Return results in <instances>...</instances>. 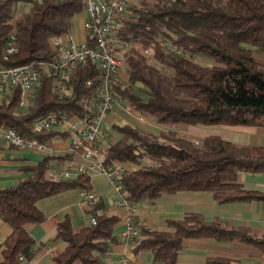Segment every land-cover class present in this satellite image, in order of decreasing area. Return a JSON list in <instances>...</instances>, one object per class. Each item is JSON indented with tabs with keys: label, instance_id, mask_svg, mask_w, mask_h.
Returning <instances> with one entry per match:
<instances>
[{
	"label": "trees",
	"instance_id": "1",
	"mask_svg": "<svg viewBox=\"0 0 264 264\" xmlns=\"http://www.w3.org/2000/svg\"><path fill=\"white\" fill-rule=\"evenodd\" d=\"M18 1L0 0V66L54 61L49 39L69 31L85 3L23 0L29 2L28 10L13 19ZM11 34L16 52L5 58ZM118 35L128 44L123 56L129 73L127 82L115 85L119 102L127 111L151 116L161 127L155 134L131 122L112 125L118 137L110 138L103 161L136 166L118 179L123 198L135 204L162 194L207 191L216 204L264 202V190L238 181L241 172L264 173L263 145L238 144L218 135L196 142L173 130L179 124L264 127V0H133L128 15L119 20ZM161 40L183 49L191 59L167 51ZM144 48L152 50V57L144 55ZM161 66L173 72H162ZM98 77L97 69L81 62L68 82L72 92L60 95L52 75L45 74L27 107L19 104V89L11 90L0 100V132L13 129L42 143L67 139L70 133L35 122L54 112L88 113L85 102L93 86H86V80ZM44 154L36 164L19 168L23 175L15 184L0 187V219L11 230L0 243V264H21L32 257L35 240L25 225L45 220L39 200L92 189L89 171L67 179L48 175L52 160L71 159L75 152ZM87 212L95 222L79 230L72 229L68 215L57 223L54 239L65 246L52 255L53 264H103L111 247L122 241L114 233L120 216L108 213L101 196ZM202 238L264 251V234L230 219L206 220L196 212L167 219L164 229L140 225L131 249H147L154 262L176 264L184 241ZM205 264L245 263L216 256L207 257Z\"/></svg>",
	"mask_w": 264,
	"mask_h": 264
},
{
	"label": "built area",
	"instance_id": "2",
	"mask_svg": "<svg viewBox=\"0 0 264 264\" xmlns=\"http://www.w3.org/2000/svg\"><path fill=\"white\" fill-rule=\"evenodd\" d=\"M82 1L85 7L80 14V32L76 28H71L49 39V45L56 55L54 61L13 67L0 66V100L10 94L11 90L19 89V104L27 107L33 97L34 89L45 74L52 75L60 95H67L72 92L68 82L79 63L87 62L97 69L98 80L95 82L91 79L86 80V86H93L92 95L85 102L88 113L78 115L54 112L43 120L35 122V125L70 133L71 135L65 140L67 152L78 153L81 157L80 161L74 158L63 161L52 160L54 164L50 172L53 175L67 179L75 178L85 171H96L108 178L115 192L113 207L118 210L124 209L126 213V228L122 240L133 245L134 239L139 236L140 228L136 219L137 209L135 204H130L121 195L118 179L125 170L134 169L136 166L124 161L105 163L102 157L103 150L111 138L110 134L102 129L103 122L109 114L118 109L127 111L120 104L115 90L116 84L125 83L129 79L126 59L123 56L128 44L119 38L118 26L120 18L128 15L133 0ZM159 43L167 51L191 59L183 49L162 40ZM142 51L147 57L153 55L150 48H144ZM15 52L14 35L11 34L6 42L5 58ZM0 134L4 143L20 150H35L43 154L54 151L52 140L42 143L36 137L26 138L13 129L1 131ZM78 193L88 210L98 201V195L92 191L79 190ZM94 222V217L89 215L88 223ZM20 260H23V257H20Z\"/></svg>",
	"mask_w": 264,
	"mask_h": 264
},
{
	"label": "crops",
	"instance_id": "3",
	"mask_svg": "<svg viewBox=\"0 0 264 264\" xmlns=\"http://www.w3.org/2000/svg\"><path fill=\"white\" fill-rule=\"evenodd\" d=\"M81 23L74 27L80 32ZM126 122L134 123L155 134L160 126L151 116H143L134 112L128 113L118 109L108 115L103 122V130L112 125ZM182 135L194 141H201L206 135H218L234 143L253 146H264V127L262 126H220L197 125ZM113 130V128H112ZM187 130V129H186ZM202 134L201 136H199ZM114 136V134H113ZM67 139H53L54 153L67 152ZM2 141V140H1ZM45 154L35 150H20L7 147L0 142V187L10 186L17 182L23 174L19 168L34 165ZM76 159L75 155L73 156ZM81 160V159H80ZM79 160V161H80ZM54 161L50 162L53 165ZM238 181L246 187L264 190V173L250 174L241 172ZM92 193L101 196L108 213H118L120 220L114 233L121 239L125 231L126 213L124 209H116L112 202L114 189L108 178L102 173L91 175ZM79 190H67L41 199L37 207L44 213L45 220L41 223H28L26 231L34 238L33 255L21 264H53L52 255L65 246L62 240L54 239L57 223L68 215L73 230H79L88 223V207L80 198ZM138 225H147L151 229L166 228L167 219H178L187 212L200 213L206 220L214 218L230 219L235 225L247 226L264 234V202H234L216 204L212 194L207 191H179L173 194H162L154 200H143L135 203ZM9 226L0 219V243L10 234ZM123 241V240H122ZM113 245L106 254L103 264H161L152 260L150 250L132 251V243L122 242ZM226 257L240 260L245 264H264V251L247 244L237 242H216L209 239H187L179 252L176 264H205L207 257ZM1 261V254H0Z\"/></svg>",
	"mask_w": 264,
	"mask_h": 264
},
{
	"label": "rangeland",
	"instance_id": "4",
	"mask_svg": "<svg viewBox=\"0 0 264 264\" xmlns=\"http://www.w3.org/2000/svg\"><path fill=\"white\" fill-rule=\"evenodd\" d=\"M28 6H29V2H27V1L24 2L23 0H19L18 3H17L16 9L13 12V19H15L16 16H19L22 12L27 11L28 10ZM80 23H81L80 15H76L75 18H74V24H73L72 28L78 26ZM260 57L264 58V54H260ZM195 61L201 62L202 64H210V62L207 61V60L203 61L201 59H197ZM160 68H161L162 72H166V73H172L173 72L172 69L166 68L164 66H161ZM104 127L102 129H104ZM193 127L194 126H192V125H185V124H181L180 125L179 124V125L175 126V128H173V130H175L179 134H184V132H189L190 129H194ZM104 131L106 133L110 134L112 140L116 139L118 137V133H116L114 130H112V127H110V126L105 128ZM113 134H114V136H113ZM201 135L202 134H200L199 136H201ZM1 140H2V135L0 134V142L2 143ZM6 145H7V147H9V144H6ZM75 157H76L75 160H80L81 159V157H80V155L78 153L75 154ZM90 173H91V175H93V174L98 173V172L92 171ZM48 175H50V176L52 175L51 177L54 176L53 174H48Z\"/></svg>",
	"mask_w": 264,
	"mask_h": 264
}]
</instances>
